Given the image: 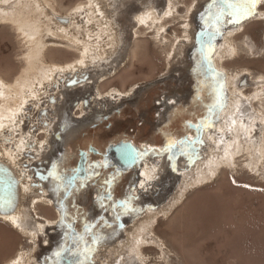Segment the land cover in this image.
Masks as SVG:
<instances>
[{
    "label": "flooded vegetation",
    "instance_id": "af4514ba",
    "mask_svg": "<svg viewBox=\"0 0 264 264\" xmlns=\"http://www.w3.org/2000/svg\"><path fill=\"white\" fill-rule=\"evenodd\" d=\"M47 1L58 13L59 7L75 9L83 0ZM97 1L115 45L94 58L109 57L121 43L127 54L94 86L60 94L71 125L57 171L42 186L29 180L31 208H23L29 234H22L20 246L30 250L29 264L100 263L99 253L121 243L139 218L166 205L184 174L207 156L230 107V76L239 75L237 85L248 95L264 78L243 64L261 50L264 0H250L247 15L227 7L235 0ZM170 7L174 12L158 26L139 20L148 11L163 16ZM165 19L170 21L163 25ZM24 115L23 129L45 140L38 112ZM18 162L23 169L31 158ZM148 168L150 176L144 173ZM38 203L50 210L41 211ZM51 212L55 218L46 214Z\"/></svg>",
    "mask_w": 264,
    "mask_h": 264
},
{
    "label": "bare ground",
    "instance_id": "6f19581e",
    "mask_svg": "<svg viewBox=\"0 0 264 264\" xmlns=\"http://www.w3.org/2000/svg\"><path fill=\"white\" fill-rule=\"evenodd\" d=\"M87 1L86 5H78L69 15H63L60 12H53L47 0H0V24L11 23L15 25L20 35L32 45V49L26 57L28 68L22 78L10 84L8 80L0 76V160L9 164L16 171L18 160L27 154V148H32V152L39 154L44 149L49 135L47 132V138L41 141L34 130L31 129L26 132L23 129L24 105L33 99H39L57 72L84 67L91 63L94 57H98L100 52H106L110 46L113 48L115 45L114 33L106 22V11L100 7L97 0ZM82 7L88 8V10L81 11L80 8ZM82 12H88L86 21L82 19ZM173 12V7H170L163 16L158 15L155 11H148L141 15L139 20L143 24H157L158 26L166 15L171 16ZM61 16H66V22L60 20ZM92 23L97 26V29H92ZM61 36L72 44H82L85 48L84 52L91 50L89 41L94 42L96 45L91 44L95 48L86 57L84 54L83 59L62 64L45 56V52L50 46H64L57 41L61 40ZM105 37L106 39H104ZM229 45L228 48L230 49L232 47L231 42ZM238 77V74L230 76L231 89L233 90L231 92L230 107L224 116L225 121L220 125L219 135L215 138V143L207 156L197 163L196 167L184 174L178 191L166 205L156 211H149L144 217L139 218L126 230L124 240L121 243L104 253H99L100 263L98 262V264H148L144 252L143 254L141 251L139 254H132L127 251L131 248L132 237H139V235H141L140 239L145 237L146 232L144 235L142 232L144 227L148 228L150 223L148 220L157 218V215L161 212L168 213L183 201L188 189L207 184L220 168L228 167V164L231 163L235 164V159L241 154L250 156L257 151L264 155V110L257 106L253 109L249 106L242 108L245 104L252 106L255 101H259V95L256 92L248 95L242 87L237 85ZM262 78L260 76L255 83L257 85L262 83ZM259 127H263V132L260 138H257ZM41 131H46V129H41ZM218 153L221 156L223 155L225 160L220 161V158H216L215 155H218ZM215 161L216 163H214ZM205 164L208 167L213 166V170H209L207 176L201 170V167ZM197 169L199 174L196 177L195 172ZM152 171V168H148L144 173L150 176ZM29 188V185L24 181L20 191L19 209L14 215L0 216L16 231L25 235H28L29 232L25 227L27 222L24 223L23 221L26 218L23 208L26 202L29 201L27 200ZM41 200L47 201L44 198ZM35 202L37 200L33 201V203ZM153 235L154 240L156 234L153 233ZM154 242L156 243L155 240ZM126 254L128 257L125 256ZM29 258L30 250L24 248L20 249L18 255L16 257L12 256L5 264H29Z\"/></svg>",
    "mask_w": 264,
    "mask_h": 264
},
{
    "label": "rangeland",
    "instance_id": "374dc122",
    "mask_svg": "<svg viewBox=\"0 0 264 264\" xmlns=\"http://www.w3.org/2000/svg\"><path fill=\"white\" fill-rule=\"evenodd\" d=\"M87 2L83 0L79 4L86 5ZM59 8L63 15L74 11L72 7ZM80 10L87 11L88 8ZM82 13L81 18L86 21L88 12ZM181 15L186 16V8ZM169 21L165 19L163 25ZM91 25L93 30L97 29L94 23ZM64 40H57L64 47H49L45 56L49 52L51 59L71 63L83 59L84 54L86 57L96 45L89 41L91 50L84 52L82 44ZM259 46V55L243 62L253 76L264 74V34ZM31 49L32 45L20 35L15 25L0 24V76L10 84L22 78L28 68L26 57ZM261 81L253 91L259 95L258 107L264 110V78ZM260 136L261 133H257V138ZM215 157L225 160L219 153ZM235 162L220 168L207 184L187 188L185 199L168 213L161 212L157 218L148 220V228L144 227L142 232L143 235L146 232L145 237H132L131 248L127 251L132 254L144 252L148 264H257L256 245H264V155L257 151L250 156L241 154ZM201 170L207 176L213 166L205 164ZM198 174L197 169L196 177ZM37 208L44 212L50 210L41 203ZM46 214L55 218L53 212ZM23 239L22 234L0 218V264H5L16 254Z\"/></svg>",
    "mask_w": 264,
    "mask_h": 264
},
{
    "label": "water",
    "instance_id": "95a60500",
    "mask_svg": "<svg viewBox=\"0 0 264 264\" xmlns=\"http://www.w3.org/2000/svg\"><path fill=\"white\" fill-rule=\"evenodd\" d=\"M60 20L66 22L67 19L60 17ZM126 54L127 45L121 43L109 57L92 60L88 65L78 69L57 72L41 97L24 105L23 113H33L35 110L38 112V123L42 125V129H47L49 139L39 154L27 152L25 157L31 158V163H25L23 169L17 168L16 171L0 160V216L14 215L18 211L24 181L29 185V180L33 179L34 184L31 186H42L57 171L63 155V137L71 125L60 94L74 91L86 84L94 86L102 77L114 73L122 65ZM31 186L29 185L30 188ZM30 208L27 201L25 209Z\"/></svg>",
    "mask_w": 264,
    "mask_h": 264
},
{
    "label": "snow or ice",
    "instance_id": "6c2138e0",
    "mask_svg": "<svg viewBox=\"0 0 264 264\" xmlns=\"http://www.w3.org/2000/svg\"><path fill=\"white\" fill-rule=\"evenodd\" d=\"M251 3H254V0H251ZM227 7L241 15H247L251 10L250 0H235V2L227 4ZM72 264H78V262L73 261Z\"/></svg>",
    "mask_w": 264,
    "mask_h": 264
},
{
    "label": "crops",
    "instance_id": "0c3cea01",
    "mask_svg": "<svg viewBox=\"0 0 264 264\" xmlns=\"http://www.w3.org/2000/svg\"><path fill=\"white\" fill-rule=\"evenodd\" d=\"M256 261L257 264H264V245H256Z\"/></svg>",
    "mask_w": 264,
    "mask_h": 264
}]
</instances>
